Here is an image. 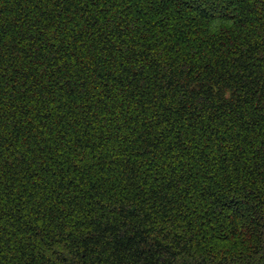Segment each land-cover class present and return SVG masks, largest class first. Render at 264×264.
Listing matches in <instances>:
<instances>
[{"label":"trees","instance_id":"16d2710c","mask_svg":"<svg viewBox=\"0 0 264 264\" xmlns=\"http://www.w3.org/2000/svg\"><path fill=\"white\" fill-rule=\"evenodd\" d=\"M0 0V264H264V0Z\"/></svg>","mask_w":264,"mask_h":264},{"label":"snow or ice","instance_id":"6c2138e0","mask_svg":"<svg viewBox=\"0 0 264 264\" xmlns=\"http://www.w3.org/2000/svg\"><path fill=\"white\" fill-rule=\"evenodd\" d=\"M191 5H196L197 7L206 6L205 0H191Z\"/></svg>","mask_w":264,"mask_h":264}]
</instances>
